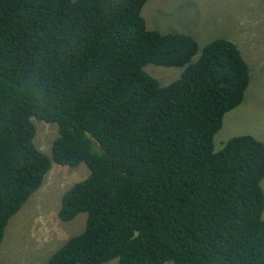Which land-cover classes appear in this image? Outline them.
I'll use <instances>...</instances> for the list:
<instances>
[{
	"label": "trees",
	"instance_id": "16d2710c",
	"mask_svg": "<svg viewBox=\"0 0 264 264\" xmlns=\"http://www.w3.org/2000/svg\"><path fill=\"white\" fill-rule=\"evenodd\" d=\"M146 1L0 0V244L53 164H84L58 217L85 229L47 264H264V144L213 150L248 65L225 39L191 61L192 37L147 29ZM149 65L182 72L162 86ZM34 119L56 128L49 154Z\"/></svg>",
	"mask_w": 264,
	"mask_h": 264
},
{
	"label": "rangeland",
	"instance_id": "374dc122",
	"mask_svg": "<svg viewBox=\"0 0 264 264\" xmlns=\"http://www.w3.org/2000/svg\"><path fill=\"white\" fill-rule=\"evenodd\" d=\"M141 15L149 30L192 37L197 53L191 61L216 39L237 46L249 68V85L242 103L224 115L213 138V150L218 152L229 139L241 135L264 144V0H147ZM181 70L155 65L144 68L162 86L175 81ZM33 122V143L40 152L49 154L56 128L40 120ZM89 173L84 164L76 168L52 165L41 186L10 219L0 244V264H47L61 246L84 231L86 213L62 222L58 211L63 194ZM260 186L264 194V179Z\"/></svg>",
	"mask_w": 264,
	"mask_h": 264
},
{
	"label": "water",
	"instance_id": "95a60500",
	"mask_svg": "<svg viewBox=\"0 0 264 264\" xmlns=\"http://www.w3.org/2000/svg\"><path fill=\"white\" fill-rule=\"evenodd\" d=\"M97 146H100V144L98 143L97 140H95L94 138H92L89 134H86Z\"/></svg>",
	"mask_w": 264,
	"mask_h": 264
}]
</instances>
